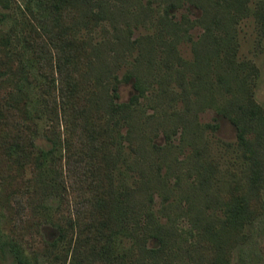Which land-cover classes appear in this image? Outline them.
<instances>
[{
  "label": "rangeland",
  "instance_id": "obj_1",
  "mask_svg": "<svg viewBox=\"0 0 264 264\" xmlns=\"http://www.w3.org/2000/svg\"><path fill=\"white\" fill-rule=\"evenodd\" d=\"M18 1L11 0V17L0 21L2 29L15 15L19 20ZM170 1L175 2L167 7ZM103 12L87 33L98 58L119 62L112 71L116 101L126 102L136 91L134 77L125 75H135L143 89L132 103L129 124L120 114L111 121L116 191L135 189L137 182L141 188L138 211L128 203L133 199L125 202L120 246L136 256L135 249L150 247L158 233L162 243L142 256V264H263L264 186L242 221L241 215L227 220L230 212L221 200L228 190L244 196L250 155L264 161V146L250 153L242 149L228 120L239 106L249 107L250 88L255 108L245 137L264 145V0H106ZM205 14L219 21L212 25ZM79 32L86 35L83 26ZM43 116L37 119L36 142L45 147ZM2 183L5 230L9 186ZM42 193L35 207L40 234L53 238L58 222L65 232L46 248L36 236L32 264H67L72 230L64 226L57 198ZM0 264L14 263L5 254Z\"/></svg>",
  "mask_w": 264,
  "mask_h": 264
},
{
  "label": "trees",
  "instance_id": "obj_2",
  "mask_svg": "<svg viewBox=\"0 0 264 264\" xmlns=\"http://www.w3.org/2000/svg\"><path fill=\"white\" fill-rule=\"evenodd\" d=\"M10 3L0 0V21L11 17ZM105 5L106 0H20L14 2L19 20L15 15L12 25L0 27V184L9 186L0 260L9 254L14 264H32L36 236L45 248L63 238L61 222L54 223L53 238L40 234L42 220L35 216V207L42 192L57 198L64 226L72 230L67 264H142V256L153 254L162 243L160 234L153 233V244L135 249L132 256L118 239L125 234V202L133 199L128 203L134 208L141 188L137 182L135 189L116 191L111 121L119 114L127 118L143 89L135 75H125L134 77L136 91L128 101H116L117 77L112 71L119 62L98 58L87 33L105 15ZM205 15L212 25L219 21ZM81 26L86 35L80 36ZM210 37L215 39L213 33ZM110 74L114 81L108 80ZM247 93L249 107L239 106L228 120L238 143L250 153L264 145L245 137L255 108L250 88ZM42 116L48 120L41 132L45 147L36 142L37 119ZM261 136L257 133L258 139ZM250 159L244 196L235 190L223 193L229 221L239 215L244 220L264 186V161L254 155Z\"/></svg>",
  "mask_w": 264,
  "mask_h": 264
}]
</instances>
